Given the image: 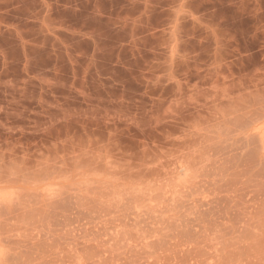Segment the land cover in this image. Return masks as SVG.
<instances>
[{"label":"rangeland","instance_id":"obj_1","mask_svg":"<svg viewBox=\"0 0 264 264\" xmlns=\"http://www.w3.org/2000/svg\"><path fill=\"white\" fill-rule=\"evenodd\" d=\"M0 264H264V0H0Z\"/></svg>","mask_w":264,"mask_h":264},{"label":"bare ground","instance_id":"obj_2","mask_svg":"<svg viewBox=\"0 0 264 264\" xmlns=\"http://www.w3.org/2000/svg\"><path fill=\"white\" fill-rule=\"evenodd\" d=\"M180 171H182V170H180ZM179 173H180V172H178V175H179Z\"/></svg>","mask_w":264,"mask_h":264}]
</instances>
